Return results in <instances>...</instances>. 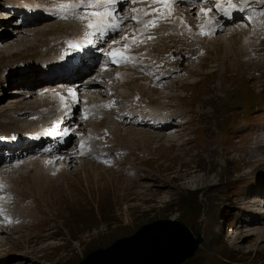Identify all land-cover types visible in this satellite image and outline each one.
Instances as JSON below:
<instances>
[{
  "label": "rangeland",
  "instance_id": "obj_1",
  "mask_svg": "<svg viewBox=\"0 0 264 264\" xmlns=\"http://www.w3.org/2000/svg\"><path fill=\"white\" fill-rule=\"evenodd\" d=\"M226 1L233 4V0ZM5 2L0 0V6ZM21 2L18 1L14 6L19 7ZM140 2L124 1L123 15H127V19L114 34L116 38L131 34L146 22L142 15L144 5ZM230 5H224L223 8H232ZM193 6H196L195 3ZM152 7L158 13L161 5L155 3ZM0 10V13L7 11L3 7ZM194 11L197 10L178 7V14L166 18L168 13L164 10L166 14L163 17L172 23L171 18H178L179 23H182V15L186 13L191 16ZM233 12L234 9L227 10L222 22ZM198 15L205 17L202 11ZM149 16L152 18L153 14ZM88 19L87 25L90 24ZM158 19L154 27L153 23H149L150 26L163 29L168 25L167 21L160 17ZM236 19L239 20V17ZM205 21L211 29L222 24L211 21L209 12ZM55 22L39 19L38 23L45 24L42 30L26 27L18 31L13 28L14 24L0 14V74L4 68L20 61L28 67L24 73L20 71L23 76L19 77L15 85L0 87L6 91L12 90L11 97L7 96L9 93L0 95V122L19 120L17 115L22 116L30 108L47 107L54 96H57V102L66 105L68 101L75 102L77 99L80 90L75 95L76 99L69 90L66 93L58 92L52 97L38 98V89L42 85H36L37 92L27 105L11 102V99L20 96L19 93H13V89H20L22 83L33 82L26 77L32 75L33 65L39 61L38 55L43 52L44 46L57 37V31L63 32L71 26ZM231 24L234 23L229 22ZM174 26L177 27L176 24ZM241 27H233L234 31L230 35L223 33L216 38L207 36L203 42L209 50L197 60L200 64L196 69L187 73L183 80L172 81L165 86L170 87L174 95L172 100L177 102L184 114L180 127L177 117L174 120L177 125L169 127L180 128L175 133L157 138L155 130L144 125L134 126L124 121L113 126L114 118L111 115L103 121L94 116V119L85 117L81 122L84 126L79 136L80 143L98 138L97 142L103 144L106 141L98 136L105 128H110L113 135H109L107 142L110 140L116 146L130 151L123 155L113 149L97 159L89 156L77 159V152L65 146L64 150L72 152L74 156L73 163H66L69 166L65 174L71 175L68 177L71 182L66 187L62 185L63 178L58 179L56 175L62 163L54 155L48 157L27 153V157H41L44 161L1 169L0 175L5 179L0 177L10 182L7 191L14 190L17 203L13 206L16 211L14 221L8 224L10 229L0 226V264H79L91 252L131 236L145 224L164 219L183 221L193 237L202 238L194 257L183 264H264V214L261 215L264 204L263 207L262 204H256L257 197L261 200L264 195V185H260L264 182V146L259 139L264 132V40L259 42L253 37L264 39V35L257 31H252V35ZM228 31L231 32L230 29ZM224 38L230 41L225 43ZM147 39L143 40L146 44ZM244 42L246 46L242 45ZM168 43H163L159 50L168 48ZM255 44L254 57H251L246 50ZM93 62L88 63L75 78L79 79L78 85H75L76 80L69 79L74 82L68 80L65 84L59 83V86H75L77 89L80 84L88 83V87L89 82L95 84L98 64L94 67ZM11 70L10 76L14 79L16 69ZM132 73L136 74L132 71L131 76ZM116 74L119 75L102 78L104 81L110 80L109 85L116 89L118 95L120 88H123L128 97L132 96L133 80L137 76L134 75L132 81L125 83L120 80V75L123 80V71L119 70ZM141 79H137V83L146 86V83L140 82ZM95 86L98 95L106 96L101 93V84ZM81 87L83 92L88 91L83 85ZM93 88L89 87L90 90ZM153 91L156 99L149 104L152 109L157 111L162 108L158 112L174 114L175 105L166 89L158 92L157 89L149 88L148 96H153ZM141 92L146 94V91ZM68 107L71 110L70 105ZM77 110L82 111L80 102ZM108 112H112V109ZM78 121H70L68 129H79ZM166 132L163 131L164 134ZM1 152L2 159L7 157ZM85 162L96 166L94 168L97 170H109L105 174L109 178L107 183H104L105 177H102L101 182L89 183L81 171L77 173ZM114 162L121 165L111 167ZM125 166L131 173L125 170ZM36 170L40 175H36ZM121 179L128 183H123ZM199 179H205L210 184L198 187ZM251 196H254L252 199L255 202H251ZM0 201H5L2 194ZM250 220L252 223H248ZM235 234L241 235L237 237Z\"/></svg>",
  "mask_w": 264,
  "mask_h": 264
},
{
  "label": "bare ground",
  "instance_id": "obj_2",
  "mask_svg": "<svg viewBox=\"0 0 264 264\" xmlns=\"http://www.w3.org/2000/svg\"><path fill=\"white\" fill-rule=\"evenodd\" d=\"M96 1H100V0H95V2ZM181 1H183V0H170V2L169 3H167V4H165V3H163V2H159V0H147V3H149V4H155V3H158V4H160L161 5V8H159L158 9V13H159V15H162V16H165V14L166 13H164L163 11L165 10V11H167V15H166V18H168V15H170L171 17L172 16H174V15H176V14H178L179 12H178V7H179V5L180 4H178V3H181ZM184 1H188L189 3H190V5L189 6H186L185 8H188V10L189 9H193L194 10V8H195V6H193V4L195 3V5H198V11H196L197 13H199L200 11H202L203 13H204V15H205V17H207L208 18V12H205V11H203L204 9H212V8H215L216 9V13L212 10L211 12H209L210 13V15H211V21H217V22H222V19H223V15L225 14V12L227 11V10H232V9H234V12H233V15H234V17L235 18H238V17H240L241 16V12H238L239 10H236L237 8H236V5H238V4H241V7L240 8H245V7H247L248 6V4H247V0H240V2H238V0H233V4L232 5H230V3L229 2H227L226 0H214V2L213 3H211V1L212 0H204V1H202V2H200V3H198V0H184ZM250 1H252V0H250ZM93 2H94V0H40V3H39V10L44 14H46L47 15V13L48 14H51V16H57L58 15V13H59V11H65V12H67V13H69V12H72V11H78V12H82V11H84L85 9H88V8H94V5L95 4H93ZM27 4L28 5H33L34 4V1L33 0H24V2H23V4H22V2H21V4H20V7H19V10L20 11H22V6H27ZM232 6V8H223V6ZM236 8V9H235ZM182 9V8H181ZM217 9H219V10H217ZM26 10H30V7L29 6H27V9ZM97 11H99L100 13H101V15H99V16H96V15H94V14H91L90 16H89V21H90V24L89 25H93V26H95V25H100V27L101 26H105V27H117V25L115 24V23H113L111 20H110V18H109V14H111V13H113V12H111V11H106V12H102V11H100L99 10V8H98V10ZM195 12V11H194ZM193 15V14H192ZM179 17H180V14L178 15ZM171 17H169V18H171ZM199 17H201L200 15H199ZM228 18V15L225 17V19H227ZM224 19V20H225ZM171 20L173 21V25H177V27H178V24H179V19L178 18H174V19H172L171 18ZM30 21H32V19L30 18ZM29 21V22H30ZM233 21V22H232ZM232 21H230V23H234V24H238L237 23V19L235 20H232ZM55 23H57V22H55ZM223 23V22H222ZM207 24V23H206ZM3 25V24H2ZM49 25V24H48ZM48 25H46V26H48ZM50 26V25H49ZM54 26V25H53ZM208 26V25H207ZM60 27V26H59ZM100 27H92V29L93 30H99L100 29ZM50 28V27H49ZM239 28V27H238ZM242 28V27H241ZM229 29H230V31L231 32H229V34L228 35H230L231 33H232V31H234L233 30V27H229ZM38 31L39 30H42V28L40 27V28H38L37 29ZM36 30V31H37ZM44 30V29H43ZM238 29H236V31H237ZM37 31V32H38ZM247 32V31H246ZM233 36V35H232ZM209 38H216L217 36H216V34H213V37L212 36H208ZM231 37V36H230ZM233 39V38H232ZM224 40V42L225 43H228V41H230V40H228V39H223ZM247 41V40H246ZM86 42H87V40H84L83 41V43L81 44V46L76 50V51H74V52H72V53H70L68 56H73V57H75V55H76V57H79V56H83V52H88L89 51V47H88V45H86ZM92 42H95V38L92 40ZM205 42V41H204ZM207 42V41H206ZM251 42V41H250ZM171 43V42H170ZM206 45L208 44V43H205ZM244 44V46H246V44H245V42L244 43H242V45ZM193 44H191V46H192ZM229 45H231L230 43H229ZM205 46V45H204ZM228 46V45H227ZM232 46V45H231ZM11 48V47H10ZM179 48L180 49H182L183 51H184V53L188 56V57H190L192 60H195V61H197V60H199V59H197V58H195V57H193L190 53H188L187 51L189 50L188 48H183V46L181 45V44H179ZM233 49V48H232ZM5 53V52H4ZM200 64V63H199ZM192 67L194 68L192 71H194L195 70V68L197 67V65L196 64H193L192 65ZM50 68H53L54 69V71H57V70H59V68H60V65H58L57 64V62H54L49 68H47L46 70H49ZM85 70V69H84ZM191 71V72H192ZM131 72L132 71H130V70H126V72H124L123 73V80H122V76L120 75V80L123 82H125L126 80H127V82H129V81H132L133 80V78H132V76L133 75H135V74H133L132 73V76H131ZM80 75V71L75 75V76H72V77H69V78H67V81L69 80V79H74V80H76V82H75V84L78 82L77 80H79V79H75L77 76H79ZM100 75V74H99ZM49 77H45V78H43L42 80H41V82H48L49 81ZM11 81L13 80V79H10ZM74 80H69V82L71 81V82H74ZM137 79H135V80H133V82H135V85H137L138 86V88H140L141 90H144V91H148L149 90V88H147L146 86H144V85H141V84H139V83H137V81H136ZM39 81H37L36 83H34V82H32V83H30V82H27V83H22L21 84V87H20V89L18 88V89H13V93H19L20 94V96L19 97H14L13 99H11L12 101L11 102H13V103H17V102H23V103H27V102H30L31 100V96H33L34 94H35V91L37 90L36 89V85H42L41 86V88H39L38 89V94H37V96H38V98H39V96L40 97H43V96H46V98L47 97H52V95H54V94H57L58 92H62V93H66L67 92V90H69V92H70V95H72L73 96V98L74 99H76L75 98V95L77 94V92L79 91V90H81V85H83L84 86V88H85V90H87L86 89V86H88V83H85V84H80V87H78L77 89H75V86L73 87H68V86H59L60 84L59 83H57V85L54 87V86H52V85H45V84H39L38 83ZM127 82H125V83H127ZM62 84H65V83H67V82H61ZM72 84V83H71ZM97 84V82L95 81V84H92V82H89V87L91 88V87H95L96 88V85ZM2 86H5V85H1L0 87H2ZM84 88H83V90H84ZM164 88H166V91H167V93H168V95H169V97L171 98V100L173 99V97H174V95H173V93L171 92V89H170V87H164ZM45 89V90H44ZM10 91H12V90H8V91H6V89H2V88H0V95L1 94H3L4 96H6L8 93V95L7 96H9V97H11V94H10ZM89 91V90H88ZM37 92V91H36ZM47 92V93H46ZM95 93V95H98L97 93H98V91L96 90V91H94ZM131 92H133V89L131 90ZM40 93V94H39ZM120 93L122 94V95H124V96H127L126 94H127V92H126V90L125 89H123V88H120ZM99 95H101V94H99ZM98 95V96H99ZM93 97H94V95H93ZM50 99V98H49ZM95 100V99H94ZM172 102H173V104L175 105V112H180L181 114H182V111H181V109L179 108V106H178V104H177V102H174L173 100H172ZM67 104V103H66ZM27 105V104H26ZM4 109H5V107H4ZM151 109V108H150ZM154 112H156V110L155 109H152ZM19 111H21L20 109H19ZM173 115H175V113L174 114H172V115H169V116H173ZM178 115H180V114H176V116H178ZM174 119V118H173ZM173 119H172V123H173ZM113 123V126H116V125H118L120 122H117V121H113L112 122ZM128 126V125H127ZM126 126V127H127ZM123 127H125V126H123ZM142 127V126H141ZM143 127H147V126H143ZM67 128H68V126H67ZM176 129H180V128H177V127H173V128H168V127H162V128H158V129H154L155 130V132L154 133H157V135H155V136H157V138H163L165 135H170V134H173V133H175V131H176ZM163 131H167L165 134L163 133ZM144 133V132H143ZM142 132H140V134H143ZM146 134V136H147V132H145ZM151 133V132H150ZM8 134H10V133H8ZM148 136H149V133H148ZM154 136V135H153ZM15 142H12V147L14 148V150L17 152L19 149H20V147H16V146H14L13 144H14ZM65 147V146H64ZM64 147H62L61 149H57L56 150V153L54 154V157H57V159H59L60 160V162L62 163L60 166H59V170H58V172H57V174L56 175H58L59 176V178L58 179H60V177H62L63 178V186L64 187H66L67 185H68V182H71V179L70 180H68V177H70L71 175L70 174H65V171H66V169H67V167L69 166V165H67L66 163H70L71 164V162L73 161V159H74V156L72 155V152H66L65 150H64ZM2 150L0 149V153L2 154V152H1ZM4 151V150H3ZM14 151H9L8 153H7V155L9 154V155H11L12 153H13ZM1 154H0V156H1ZM6 155V153L5 152H3V155ZM37 157L36 156H28V159L24 162V163H27V164H32V163H35V162H43L44 161V159L43 158H41V157H38L37 159H36ZM22 159H24V158H22ZM73 163V162H72ZM94 167H96V166H94ZM92 165H90V164H87L86 162L84 163V164H82V168L81 169H76L77 170V173L79 172V171H81L82 173H83V175H84V178L86 179V181H89V183H91L92 181H94V182H101V181H103L104 180V183L107 181V180H109V178H106V175L105 174H108L109 172V170L107 171L106 169L103 171L102 169L101 170H97V169H95ZM97 172L98 173H100V174H97ZM73 173V172H72ZM101 174H103V176L101 175ZM36 175H40V172L38 171V170H36ZM102 177H105L103 180H102ZM112 177V176H111ZM54 178H55V176H54ZM99 179H101V180H99ZM122 180V179H121ZM110 181H111V179H110ZM118 181H120V180H118ZM118 181H115V182H117L118 183ZM93 182V183H94ZM112 182V181H111ZM122 182L123 183H128L127 181H125V180H122ZM103 183V182H102ZM107 183V182H106ZM116 183V184H117ZM197 183V182H196ZM198 183L199 184H197V186L198 187H203V186H205V187H207L208 186V184H210V183H208L207 182V180H200L199 179V181H198ZM100 184V183H99ZM61 185V186H62ZM66 185V186H65ZM63 187V188H64ZM110 187H111V185H110ZM97 189H101L100 187H98ZM255 194V193H254ZM262 195V194H261ZM252 197H254V196H252ZM262 197V196H261ZM254 200L252 199V201L251 202H253ZM255 202V201H254ZM264 208L262 209V214L261 215H263L264 213ZM264 219V218H263ZM264 221V220H263ZM258 223V222H257ZM259 224V223H258ZM263 224V223H262ZM239 235H241V234H235L234 236H239ZM26 236V235H25ZM22 237V236H21ZM37 238V237H36ZM242 238V237H241ZM8 240V239H7ZM18 244V242L16 243V245ZM26 247V246H25ZM56 247V246H55ZM11 248V246L9 247V249ZM32 249V248H31ZM35 249V248H34ZM43 249V248H42ZM4 250V249H3ZM30 250V249H29ZM31 251H34V250H31ZM22 253H24V254H26V252L25 251H22ZM28 253V252H27ZM20 254V253H19ZM26 255H28V254H26ZM37 257V256H36ZM68 261V260H67Z\"/></svg>",
  "mask_w": 264,
  "mask_h": 264
},
{
  "label": "water",
  "instance_id": "obj_3",
  "mask_svg": "<svg viewBox=\"0 0 264 264\" xmlns=\"http://www.w3.org/2000/svg\"><path fill=\"white\" fill-rule=\"evenodd\" d=\"M201 242L185 222L164 219L91 252L79 264H183L194 257Z\"/></svg>",
  "mask_w": 264,
  "mask_h": 264
},
{
  "label": "snow or ice",
  "instance_id": "obj_4",
  "mask_svg": "<svg viewBox=\"0 0 264 264\" xmlns=\"http://www.w3.org/2000/svg\"><path fill=\"white\" fill-rule=\"evenodd\" d=\"M94 2H95V0H94ZM113 2H114V0H106V3L109 5V10H110V6H111V4H112ZM159 2H163V3L167 4V3L170 2V0H159ZM217 10H219V9H217ZM236 10H239V9H236ZM203 11H205V12H211L212 9H204ZM93 14L96 15V16L101 15V13H100L99 11H96V10L93 11ZM133 19H135V17H133ZM152 26H153V27L155 26V22H153ZM89 27H100V25H95V26H93V25H89ZM112 55H113V56H118V55H119V56H122L123 53H112Z\"/></svg>",
  "mask_w": 264,
  "mask_h": 264
}]
</instances>
